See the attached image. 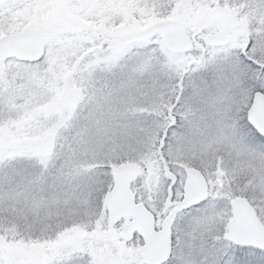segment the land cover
Masks as SVG:
<instances>
[{"label":"snow or ice","instance_id":"obj_1","mask_svg":"<svg viewBox=\"0 0 264 264\" xmlns=\"http://www.w3.org/2000/svg\"><path fill=\"white\" fill-rule=\"evenodd\" d=\"M0 264H264V0H0Z\"/></svg>","mask_w":264,"mask_h":264}]
</instances>
